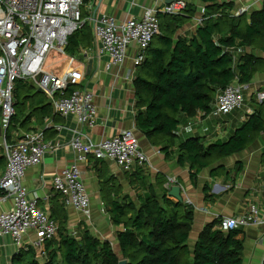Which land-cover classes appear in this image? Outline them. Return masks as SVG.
Here are the masks:
<instances>
[{
    "label": "trees",
    "instance_id": "1",
    "mask_svg": "<svg viewBox=\"0 0 264 264\" xmlns=\"http://www.w3.org/2000/svg\"><path fill=\"white\" fill-rule=\"evenodd\" d=\"M198 1L205 4L204 18L190 36L179 35L178 30L194 16L191 4L182 14H158L159 33L145 50L132 80L135 127L150 145L160 147L165 157L175 152L178 164L188 166L192 183L204 168L213 167L210 173L216 175L221 170L216 163L243 150L264 132L261 100L254 102L252 112L225 141L204 145L200 137H187L172 150L179 116L208 114L217 92L231 83L245 84L251 79L256 57L243 53L233 59L229 49L264 51V1L249 16L244 12L232 14V2ZM88 2L83 0V4ZM86 16L87 12L82 10V17ZM91 41L90 26L84 21L68 36L65 52L74 54L90 46ZM13 111L5 132L6 142H10V128L11 133L19 128L31 130L28 125L32 118L41 124L49 116V103L43 94L18 79L14 82ZM42 130L44 134L49 129ZM4 166L5 157L0 153V171ZM130 179L142 190L134 199L119 193L120 186L112 179L100 181L102 202L111 224L117 228L114 235L119 255L108 240L96 238L87 229L72 236L61 202L54 203L50 210V217L57 222V232L45 242L42 262L35 259L34 249L21 247L12 255L10 264H118L121 260L125 264H242L241 229L222 230L218 227L220 219H214L202 227L190 247L192 206L167 195V178L161 174L150 183L142 168L137 167Z\"/></svg>",
    "mask_w": 264,
    "mask_h": 264
},
{
    "label": "crops",
    "instance_id": "2",
    "mask_svg": "<svg viewBox=\"0 0 264 264\" xmlns=\"http://www.w3.org/2000/svg\"><path fill=\"white\" fill-rule=\"evenodd\" d=\"M263 1L217 0L218 3L232 2L231 13L235 16L243 12L249 16L251 12L262 6ZM188 3L192 5L195 13L192 19L178 30V34L182 36L194 34L199 26L196 19L205 13L204 3L198 0H188ZM87 4L93 7L90 14L94 19L101 14H106L121 22L130 18H140L147 8L162 6L164 0H89ZM88 24L92 36L90 46L80 48L74 54L66 53L58 56L60 61L56 64L54 72H73L74 83L70 87L91 92L96 108L94 125L89 128L86 125H79L72 115L60 116L54 111L53 105L45 94L39 92L49 103V116L43 118L41 124L36 118H32L28 125L31 130L19 128L12 132L13 136L11 135L10 138V142H13L26 132L49 129L44 133V139L51 142L53 147L45 152L39 164L25 169L22 184L27 197H35L38 208L48 213L49 216L54 203L62 202L69 232L75 231L77 234L82 229H87L96 238L108 240L114 252L119 255L114 235L117 228L111 224L102 202L100 181L112 179L113 183L120 186L119 193L134 199L136 194L141 193L142 190L136 182H130L132 171H123L108 159H95L92 156H89L86 162L79 163L81 179L89 196L90 216L88 218L65 205L62 196L53 187L52 178L73 159L74 154L69 147V129L87 132L94 141L111 138L124 129H133L138 138L139 147L148 160L147 164L142 167L146 180L154 183L157 174L165 178L175 177L182 189V201L188 200V204L193 208V221L188 237L190 247H193L202 227L214 219L246 213L250 206L258 210L260 217L264 216V132H260L243 150L222 158L216 163L221 167L216 175L210 173L213 167L202 169L197 174L194 183L189 178L188 166L179 165L175 152H172L177 143L187 137H200L204 145L215 140L225 141L242 124L247 115L252 112L254 102L264 98V51L250 48L229 49L235 59L243 53H251L257 59L256 70L249 82L245 84L234 82L239 87L241 107L226 115H214L210 111L206 115L197 113L192 118L179 116L180 123L176 131L175 145L172 150L170 149L172 153L167 158L161 152L160 147L150 145L134 124L132 80L136 68H133L132 60L137 53L135 45L131 44L128 47L126 58L121 64L108 65V57L98 52L99 45L93 36L92 22ZM82 50H86L87 53L84 54ZM89 59H92V68L90 74L86 75V65ZM129 70L132 71L131 77H127ZM23 81L36 91L39 89L32 81ZM248 108L251 110L249 113L246 112ZM10 206L9 200L1 203L0 212L8 210ZM241 231L243 237L242 264H261L264 259L263 226L248 225L241 228ZM34 239V232L29 231L24 236L23 248L34 249L32 246ZM17 251L18 248L8 236H0V264H10L12 255ZM34 251L39 257L37 251L35 249Z\"/></svg>",
    "mask_w": 264,
    "mask_h": 264
},
{
    "label": "built area",
    "instance_id": "3",
    "mask_svg": "<svg viewBox=\"0 0 264 264\" xmlns=\"http://www.w3.org/2000/svg\"><path fill=\"white\" fill-rule=\"evenodd\" d=\"M188 0H174L169 4L147 8L140 18L117 21L114 17L101 14L91 16L92 5L83 0H0V135L5 137L13 115L14 82L30 80L53 105L60 116L72 115L79 125L91 128L96 118L92 94L86 89L68 88L74 83L73 72H48L45 62L50 55H65L67 38L84 21L92 22V32L98 42L99 54L108 57V65L121 64L126 52L134 44L137 53L132 60L133 68L141 64L145 50L159 33L158 14H182ZM87 16L82 17V10ZM203 16L196 19L202 24ZM86 54V50H82ZM234 59V57H232ZM134 72V71H133ZM132 71H127L131 77ZM264 100V98H262ZM239 87L231 83L216 93L211 113L226 115L241 107ZM248 108L246 112H250ZM69 147L74 156L71 162L52 178V184L65 205L90 216L89 196L81 179L79 163L89 156L108 159L126 172L147 164V157L139 147L133 129L121 130L111 138L94 141L89 133L69 129ZM5 166L0 173V204L9 200L8 210L0 212V236H8L17 247H23L24 236L35 234L33 248L37 255L45 256L46 241L56 236L57 224L37 206L35 197H27L22 181L25 169L39 164L53 144L44 139L43 130L22 134L13 142L3 140ZM179 185L175 177H168L165 187ZM181 187V186H180ZM182 190V189H181ZM188 204V200L185 201ZM248 225L263 226L264 216L250 206L246 213L223 216L218 227L222 230L241 229ZM76 236V232H70Z\"/></svg>",
    "mask_w": 264,
    "mask_h": 264
},
{
    "label": "water",
    "instance_id": "4",
    "mask_svg": "<svg viewBox=\"0 0 264 264\" xmlns=\"http://www.w3.org/2000/svg\"><path fill=\"white\" fill-rule=\"evenodd\" d=\"M101 1V0H99ZM174 0H164L165 4H169L170 2H172ZM91 68H92V59H89L86 65V75H89L91 72ZM38 92H43L42 89H38ZM167 195L177 201H182V197H181V187L179 185H172L168 192ZM118 264H125V260H121L118 262Z\"/></svg>",
    "mask_w": 264,
    "mask_h": 264
},
{
    "label": "rangeland",
    "instance_id": "5",
    "mask_svg": "<svg viewBox=\"0 0 264 264\" xmlns=\"http://www.w3.org/2000/svg\"><path fill=\"white\" fill-rule=\"evenodd\" d=\"M57 57L58 56H56V55H50V56H48V58H47V60L45 62V67H44L46 71H48V72H54V68L57 66L56 64L58 63V61H60V58H57ZM10 129L7 131L8 138H10L11 135L13 136V134L11 133L12 130H10ZM4 139H5V137H3L2 135H0V153L3 152L2 145H3V140ZM5 141H6V139H5ZM43 258L44 257L40 258V257L35 256V259L38 262H42Z\"/></svg>",
    "mask_w": 264,
    "mask_h": 264
}]
</instances>
